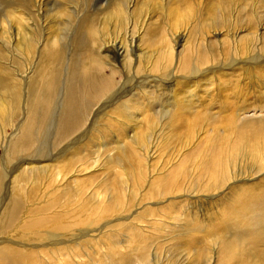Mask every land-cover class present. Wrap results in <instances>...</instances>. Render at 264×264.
<instances>
[{"label":"rangeland","instance_id":"rangeland-1","mask_svg":"<svg viewBox=\"0 0 264 264\" xmlns=\"http://www.w3.org/2000/svg\"><path fill=\"white\" fill-rule=\"evenodd\" d=\"M23 1L0 0V34L14 30L16 24L13 18L20 16L24 9ZM86 1L49 0L47 14L45 12L42 16L43 22H47L50 28L48 37H54L49 47L40 54V65H46L48 69L37 78H46L49 74L53 77L48 107L44 108L41 98H38L32 107L27 105L26 111L23 108V99H32L33 82L19 88L16 104L10 102L12 94L9 95V92L17 86L12 78L20 79L25 63L31 56L24 43L23 47L6 45V50L0 46V208L9 201L13 206L8 227H0V241L25 244L42 242L46 245L16 250L7 248L9 244L4 243L7 246L0 245V264H142L138 262L141 258L146 260V264H264L263 177L246 182L244 187L247 191L244 194L233 187L235 184L231 180L225 182L217 189L221 192L218 211L208 209L204 215L201 212L203 221L194 232L180 231L173 220L181 210L176 196L185 192L191 194L195 189L192 182L200 173L193 168L198 163L191 156L196 151H191L193 146L197 142L203 146L206 138L227 133L242 121H247V116H251L252 121L264 119V76L259 75L260 83L255 80V90L259 86L261 93L257 98L258 93L255 94V90L249 86V76L252 74H247V79L244 74L243 83H247L245 88L250 93L245 94L242 104V97L229 99L223 114L215 104L208 105L206 109L200 107V102L194 97L192 101L180 104L181 113L178 114L174 110L170 90L164 94L160 92L168 80L157 89L153 86L154 81L146 83L144 80L138 84V76L143 74V70L138 76L133 71L123 73L121 68L115 73L114 69L104 64L101 68L91 69L89 78L93 84L87 82V85L79 88L78 82L83 77L79 68L83 61L88 56L103 58L97 49H91L88 21L92 17L94 24H98L100 29L104 27L108 33L112 27L117 30L114 24L118 23L111 21L112 26L104 15L115 1L120 0H90L96 6L91 7L92 15L85 13ZM162 4L161 11L156 9L148 20L150 30L146 32L147 41L155 42L163 29L168 32L169 12L177 13L176 16L180 18L188 9L193 12L199 7V0H163ZM203 8L199 15L194 12V19L184 23L183 28L192 26L196 18H200L198 21L205 19L208 13L219 21L226 14V21L231 23L230 26L238 25L236 28L243 25L246 16H251L257 23H264V0H204ZM53 15L57 16L54 22L51 21ZM128 20L130 22L126 26L131 34L134 28L132 20ZM181 21L179 19L178 23ZM28 37L34 44L35 37L42 38L43 32ZM231 42L228 40V45L221 44V52L218 44H213L214 48L210 50L212 54L207 56L209 61L212 59L208 66L215 64L218 67L221 62L241 58L248 61L251 55L262 56L264 53L259 50L261 44L257 52L251 50L245 53V48L238 51L239 46ZM113 49L104 48L102 54L109 52L117 64ZM26 54L29 57L25 59ZM247 56L249 59H244ZM195 62H199V57L191 52L189 66ZM240 65L233 64L232 69ZM53 66L55 69L50 73ZM66 69L69 71L67 76ZM166 70L163 72L164 78L173 74L171 70ZM255 73L258 74L257 71ZM236 76L229 77L232 82L228 83L227 79L225 86L227 84V87L234 88L233 83L238 80ZM64 77L77 82L76 95L80 100L84 98L87 101L88 109L82 112V101L78 102L74 106L78 118L71 116L65 122L67 127L62 136L57 138L52 134L56 109L51 107L59 94V80ZM111 79L117 85L110 88L103 98L98 97L97 91ZM210 81L207 77L201 80L195 96H201V100L208 97L214 88ZM126 92L127 95L120 98L117 105L115 103L110 107V111V108H106L105 113L96 114L100 105L112 104L117 95ZM43 94L41 92V96ZM196 109L203 110L194 116L196 130L193 136L195 138L199 130L197 140L186 137L188 128L193 129L190 115ZM39 114L44 115L35 120L34 117ZM238 115L241 118L236 120ZM34 121L41 123L35 125ZM27 127L31 130L23 133ZM183 153H189L185 162H182ZM3 157L7 158L6 163ZM38 158L41 162L32 167L30 162ZM184 187L190 189L191 193L188 189L182 190ZM217 191L214 193L217 194ZM72 218L74 223H69L68 220ZM28 222L31 226L29 229L33 228L29 234L25 227ZM80 234L83 235L78 241L80 247L70 246L71 242L53 244L74 239ZM6 251H11L12 256L4 257ZM15 253L17 258L13 256ZM118 258L121 260L118 261Z\"/></svg>","mask_w":264,"mask_h":264},{"label":"bare ground","instance_id":"bare-ground-1","mask_svg":"<svg viewBox=\"0 0 264 264\" xmlns=\"http://www.w3.org/2000/svg\"><path fill=\"white\" fill-rule=\"evenodd\" d=\"M48 1L49 0H24V9L21 10L20 16H18V18H13L16 24V26H13V33L11 31L4 32L7 35H4V33L0 34V46L5 50L6 45L9 47H14L16 45L18 47H23L24 43V46L30 52L31 58H29L25 63V69L22 71L20 79L15 80L14 78H12L14 81L13 84H16L17 86H14L13 90L9 92V95L12 94L9 97L10 102L12 101L16 104V101L19 97V88L21 86L26 87L28 84L33 82L34 90L31 94L32 99L25 98L22 102V105H24L23 108L25 107V111L27 105H30L32 107L34 104H36L38 98H41L44 108L48 107L52 96V75L49 74L46 78L43 76V78L37 79L39 75L45 71V69H48V67L45 68L46 65H40V54L49 47L52 39L54 38L48 37L49 34H51L48 31L50 30V28L47 26V22H43L42 18L43 14H45L46 12ZM203 1L204 0H199V7L195 8L193 12L192 10L188 9L180 18L176 16L177 13H173L172 11L169 12V25L167 28L168 32H166L164 29L160 31L158 39L155 42H152L153 40L147 41L145 39L146 32H149L150 30L147 25L149 24L148 20L152 17V15L156 13V9L161 11V9L163 8V0L115 1L112 8L104 16L109 19V23H111L112 26L114 21H116L119 25L115 23L114 26H117V30H114V27H112L113 29L110 30L109 33L107 29H103L104 27L101 29L98 28V24L96 26L94 24L93 18L91 17L87 25V34L90 38L89 41H91V49H97L98 54L103 56V58L101 59L100 57H97L96 59H93L92 56L91 58H89L88 56V58L83 61L79 68V72L83 76L78 82L79 88L87 85V82L89 84H93V80L89 78L91 75L90 71H92L91 69L101 68L105 64L107 68L109 67L111 70L114 69L115 73L117 72V70L119 72V68H121V70L124 71L123 73H130L131 71H133L135 72V75L138 76L141 72L140 70H143V74H140V77L138 76V84H141L144 80H146V83H149V81H154L155 83H153V86H155L156 89L161 87L163 83H166L167 79V85L162 86L160 92L164 94V92L166 93L167 90H170V92L172 93L171 99L173 102L174 110H176L178 114L181 113V110L179 108L181 106L180 104L187 103L188 100L192 101L191 99L193 97L195 98V100L200 102V107H205L204 109H206L208 105H218L217 108L222 110V114L225 113V109L227 108L226 104L229 99H239L240 97H242L241 104L244 103L245 94L248 95L250 93V90L245 88V85L247 83H243L245 81L244 74L245 76L250 73L252 74L251 76H249V86L251 90H255L256 88L255 80H257L259 83L261 82L259 75L264 76V31L262 32V30L264 29V23H257L251 16H246L243 20V25L240 28H236L238 25L230 26L231 23H228V21H226V14L222 15L221 21H219L213 19V17L210 16L212 13L207 12L208 14L205 19L198 21L200 18H196L194 21V23L196 22L195 25L193 23L192 26H186L185 28H183L184 23L187 24L189 20L194 19V12H196V15H199L200 12L204 9ZM92 5L94 8H96V6H94V4L90 2V0L86 1V14L88 13L92 15ZM56 17V15H53L51 21L54 22V19ZM128 19L132 20L134 28V32L131 34L129 28L126 26V23L129 24L130 22ZM179 19L183 21L178 23ZM224 22L226 24H224ZM123 28L124 30L121 31ZM39 31L43 32V37L40 39L35 37L34 44H32L28 36H37V34H39ZM53 36H55V34ZM228 40H231L232 42L234 41L235 44L239 46L238 51L245 48V53H247V51L250 52L251 50H258V46L259 44H261L260 46H262V48L260 47L259 50L263 53V55L259 56V54H254L252 56L250 54L251 57L248 61H244L241 58L238 61L233 60L232 62V60H229L227 63L221 62L218 67H215V64L213 66H208V63L212 60L211 59L209 61V57L212 54L210 50L214 48L213 44H218L219 51L221 52V49H223V47H221V44L228 45ZM19 43H21L22 45H18ZM110 47H114L115 49L114 52L116 53L118 59L117 64L109 54V52H107L106 54H102V49H109ZM191 52L199 57V62H195L194 64L189 66L188 59ZM26 56L28 55H25V59ZM254 57L257 59H255ZM213 59L218 60L214 57ZM244 59H249V57ZM228 63L230 64L228 65ZM238 63L241 64L240 67L233 70V64L238 65ZM23 66L20 67L23 68ZM36 66H38V68L34 72ZM251 68L253 69V72H251ZM52 69H55V66L50 67V73H53ZM68 69L65 70L66 76L69 74ZM166 69H169L173 72V74L169 75L168 78L163 77V75H165V73L168 71ZM99 71L100 70H98V72ZM164 71L165 73L163 74ZM256 71L258 72V74L255 73ZM31 74H33L32 77H30ZM235 76L238 80L234 81V88H230L229 86L228 88L227 84L225 86V82L227 81V79L229 77L232 78ZM206 77L211 80L210 84H213L214 88L208 97H205V99L201 100V96H195L196 89L200 81L205 80ZM247 78L248 77L246 76V79ZM20 81L22 84H20ZM160 81L161 83H159ZM227 82L231 83L232 81L228 79ZM76 83L77 82H73V80L68 77H64L59 80V87L57 88V92L59 94L53 100L54 106L51 107L52 109H56L55 121L52 122L53 128H51L52 134L56 135L57 138L62 136L61 133L67 127V124L65 125V122L69 121L71 119V116H77L78 118V113L77 110L74 109V106L82 100H80L79 96L76 95V89L78 88L76 87ZM107 83L108 84L103 85L102 88L97 91L98 97L103 98L104 95H106L107 92L111 90L110 88L117 85V83L112 79L107 80ZM134 87L136 88V86ZM73 88H75L74 91ZM180 88L182 89L181 92ZM259 89L260 87L258 86V90ZM258 90L254 91L255 94L258 93L257 98L261 94ZM41 92H44L42 96ZM238 93H240V95ZM126 95L127 92L121 96L117 95L112 104L103 103L102 106H99L96 114L99 112L105 113L103 112L104 109L115 106V103L117 105L119 99L125 97ZM262 101H264V93ZM82 106V112L85 108L87 111L88 103L86 100H84V98L82 101ZM115 108H117V106ZM110 110L111 108L109 109V111ZM196 110L197 111H195V113L190 115V125H193V129L188 128L187 130L186 137L189 139L194 138L193 135L196 130V126L194 125L196 118L194 116H198L199 112H203V110ZM182 112L185 114L184 110H182ZM255 113L256 112L254 111L253 115H255ZM43 115L44 114H39L35 116L34 119L38 120ZM185 115L188 117L187 114ZM235 118L237 120L241 117L238 115ZM245 118H247V121H242L239 126H234L230 130H228L227 133L221 136L216 135L215 137L210 136L206 138L204 140L203 146L200 145V142H197L193 146L191 151H196L195 154L191 156H193V158L198 161V163L193 165V168L200 173L198 178H196V180L192 182L195 188L192 193L191 190L187 188L189 186L182 189L190 190L191 194L185 192L176 196V198L179 199L181 210L174 215L173 220L178 225L180 231H196L198 224L203 221V219H201V212H203L204 215V211H207L208 209H214L218 211L217 206L219 205L221 192H218L217 189L221 188L225 182L231 180L232 183L235 184L233 185V187L237 188L240 194H244L247 191V189H245L244 187L246 182L251 179H258L257 177L264 178V119L252 121L250 120L251 116H247ZM40 123L41 121H39L38 124H36L35 121L33 122V124L35 125H39ZM28 129L29 127L24 128L23 133H27ZM30 130L31 128L29 129V131ZM198 131L196 133V137L194 138L195 140H197L198 138ZM188 154L189 153L184 155L183 153L184 156L182 158V162L188 160ZM144 157L146 158V156ZM39 159L40 158L32 159L31 162L30 160L28 161L32 163L30 164L32 165V167H35L39 163V161L41 162V159ZM147 159L148 158H146V160ZM6 161L7 158L3 157V162L6 163ZM215 191H217L218 193L215 194ZM199 193H201L202 195H198ZM0 209V227L3 226L4 228H6L12 220L11 213L13 206L11 204V201L1 205ZM74 211L75 210L73 209L72 212ZM73 219L74 218L69 219L68 222L74 223ZM28 223H26L25 227L28 229L29 234V232L33 228H31L30 230L29 228L31 226L30 223ZM21 228H24V225ZM82 236L83 235L80 234L77 235L74 239L72 238L71 240L67 239L65 241L53 242V244L63 245L65 244V242H71L70 246L76 245L80 247L78 241L81 240ZM4 243H7V245L9 244L11 246H7ZM0 245L7 246V248L12 247L16 250H19L20 248H25V250H28L31 247L38 248V246H46L45 243L42 244V242L41 244H25L22 242L14 241H11L10 243L0 241ZM16 255L17 253H15L13 256L17 258ZM11 256V251L4 252V257L9 258ZM118 259V261L121 260V258ZM138 262L146 264V260L144 258L139 259Z\"/></svg>","mask_w":264,"mask_h":264}]
</instances>
